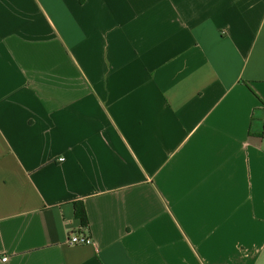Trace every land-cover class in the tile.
I'll list each match as a JSON object with an SVG mask.
<instances>
[{"label": "crops", "instance_id": "0c3cea01", "mask_svg": "<svg viewBox=\"0 0 264 264\" xmlns=\"http://www.w3.org/2000/svg\"><path fill=\"white\" fill-rule=\"evenodd\" d=\"M0 264H264V0H0Z\"/></svg>", "mask_w": 264, "mask_h": 264}, {"label": "built area", "instance_id": "2783aa9c", "mask_svg": "<svg viewBox=\"0 0 264 264\" xmlns=\"http://www.w3.org/2000/svg\"><path fill=\"white\" fill-rule=\"evenodd\" d=\"M59 161H63V159H59ZM68 243L70 245H90V244H92V240L89 237L71 236L69 238ZM1 261L5 262L6 257L2 258Z\"/></svg>", "mask_w": 264, "mask_h": 264}, {"label": "trees", "instance_id": "16d2710c", "mask_svg": "<svg viewBox=\"0 0 264 264\" xmlns=\"http://www.w3.org/2000/svg\"><path fill=\"white\" fill-rule=\"evenodd\" d=\"M75 216L80 221L83 228L87 227V219L84 212V208L81 205H75Z\"/></svg>", "mask_w": 264, "mask_h": 264}]
</instances>
